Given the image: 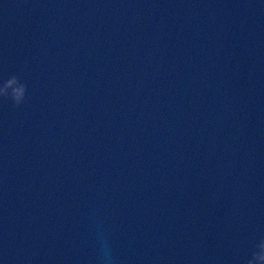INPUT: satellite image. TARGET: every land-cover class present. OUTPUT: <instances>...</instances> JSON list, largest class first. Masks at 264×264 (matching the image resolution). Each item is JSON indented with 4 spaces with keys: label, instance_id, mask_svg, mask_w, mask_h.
I'll return each mask as SVG.
<instances>
[{
    "label": "water",
    "instance_id": "1",
    "mask_svg": "<svg viewBox=\"0 0 264 264\" xmlns=\"http://www.w3.org/2000/svg\"><path fill=\"white\" fill-rule=\"evenodd\" d=\"M4 264H245L264 234V2L0 0ZM103 239V238H101Z\"/></svg>",
    "mask_w": 264,
    "mask_h": 264
},
{
    "label": "clouds",
    "instance_id": "2",
    "mask_svg": "<svg viewBox=\"0 0 264 264\" xmlns=\"http://www.w3.org/2000/svg\"><path fill=\"white\" fill-rule=\"evenodd\" d=\"M28 98V83L17 72L5 74L0 69V100H10L12 107L15 108L25 104ZM98 238L101 245L99 251L104 264H112L111 249L107 245L105 236L101 233ZM0 264H4L2 259ZM245 264H264V234L253 238L252 250Z\"/></svg>",
    "mask_w": 264,
    "mask_h": 264
}]
</instances>
